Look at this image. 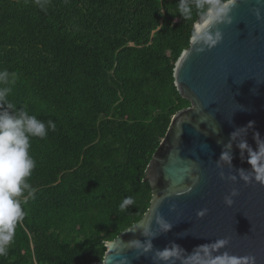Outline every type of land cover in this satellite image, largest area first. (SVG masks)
Listing matches in <instances>:
<instances>
[{"label": "trees", "instance_id": "16d2710c", "mask_svg": "<svg viewBox=\"0 0 264 264\" xmlns=\"http://www.w3.org/2000/svg\"><path fill=\"white\" fill-rule=\"evenodd\" d=\"M178 0H0L8 99L55 131L33 138L26 216L0 264L102 263L105 242L151 200L145 170L172 117L189 107L174 67L197 17ZM134 206L117 211L125 197Z\"/></svg>", "mask_w": 264, "mask_h": 264}, {"label": "water", "instance_id": "95a60500", "mask_svg": "<svg viewBox=\"0 0 264 264\" xmlns=\"http://www.w3.org/2000/svg\"><path fill=\"white\" fill-rule=\"evenodd\" d=\"M253 8L260 10L259 21L251 12ZM231 17L230 25L218 26L222 40L213 49L197 54L189 44L175 63L174 85L190 106L172 117L147 165L143 182L151 188L148 209L111 241L115 243L111 251L109 241L105 242L102 264H117L122 256H127L130 264H152L151 254L135 259L122 241L143 240L139 232H125L153 214L156 200L162 201L157 211L172 227L152 240L155 249L175 243L191 253L201 244L227 238L229 244L221 251L252 255L256 264H264V187L239 181L231 184L219 178L221 171L228 176L248 168L235 143L231 167L217 168L236 129L252 122L246 139L253 149V133L264 138V0H237ZM191 176H198V183L182 194ZM233 188L239 194L228 208L223 199ZM172 206L175 210L169 211ZM202 209H207V214L197 219L196 213Z\"/></svg>", "mask_w": 264, "mask_h": 264}, {"label": "clouds", "instance_id": "9594fccd", "mask_svg": "<svg viewBox=\"0 0 264 264\" xmlns=\"http://www.w3.org/2000/svg\"><path fill=\"white\" fill-rule=\"evenodd\" d=\"M47 0H40V7L46 6ZM237 0H178L176 11L184 20L197 19L189 36L190 50L193 48L197 54L213 49L222 40V33L218 26L232 23L231 12ZM257 21L261 19L258 8L251 9ZM14 73L6 68H0V257L8 255L10 246L14 243L16 229L22 224L26 212L23 203L32 197L36 189L28 182L36 168V161L30 154L33 138L44 139L49 131H55L57 125L48 120L45 123L36 115L9 101L12 93L11 85L15 84ZM252 122L246 127L238 128L230 134V139L222 151L217 168L224 165L231 167V149L235 143L241 158L248 165L247 169H237L235 175L225 176L221 171L219 178L228 183L236 184L238 181L245 186L258 184L264 187V138L258 132L253 133L255 149L247 143V129L252 128ZM214 132L217 129L213 130ZM244 133L243 136L240 134ZM190 183L183 188L182 194L191 192L198 183V176H191ZM238 191L233 188L223 199L225 207L231 208ZM161 200L153 203V214L146 216L125 233L139 232L143 240L132 239L122 241L125 249L135 254V259L147 257L151 254L152 264H256L252 255H231L225 249L229 240L218 239L214 242L197 246L191 253H186L183 248L175 243L163 249H155L152 240L167 234L172 225L169 224L157 211ZM132 196L125 197L118 205L117 211L126 212L129 206H134ZM174 206L169 211H174ZM207 209L196 213L197 219H202L207 214ZM153 225H155L153 227ZM135 230V231H134ZM115 243L109 241L110 251ZM109 251V252H110ZM117 264H130L127 256H122Z\"/></svg>", "mask_w": 264, "mask_h": 264}, {"label": "built area", "instance_id": "2783aa9c", "mask_svg": "<svg viewBox=\"0 0 264 264\" xmlns=\"http://www.w3.org/2000/svg\"><path fill=\"white\" fill-rule=\"evenodd\" d=\"M94 264H102V263H94Z\"/></svg>", "mask_w": 264, "mask_h": 264}]
</instances>
